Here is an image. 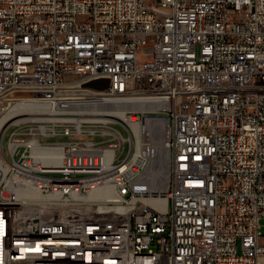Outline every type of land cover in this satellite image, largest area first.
<instances>
[{
  "label": "built area",
  "instance_id": "1",
  "mask_svg": "<svg viewBox=\"0 0 264 264\" xmlns=\"http://www.w3.org/2000/svg\"><path fill=\"white\" fill-rule=\"evenodd\" d=\"M0 179V264H264V0H0Z\"/></svg>",
  "mask_w": 264,
  "mask_h": 264
},
{
  "label": "bare ground",
  "instance_id": "2",
  "mask_svg": "<svg viewBox=\"0 0 264 264\" xmlns=\"http://www.w3.org/2000/svg\"><path fill=\"white\" fill-rule=\"evenodd\" d=\"M103 80V79H101ZM86 81V89L90 91H99V88H93L87 86L89 82ZM103 84V83H102ZM101 90H109V83L106 80V84L100 88ZM93 103H103V96H93ZM105 107H111V109H119V101L117 95L105 96ZM30 109H39V102L29 101ZM81 112H91V103H83L81 105ZM124 111L121 110L118 115L123 118ZM127 122L131 124L137 139L143 137L150 141V145L145 147L147 154L150 157V163L148 168V177L145 178V186L148 188L163 189L166 186L167 181V168H168V151L165 145L167 139V125L165 122V114H158V119L146 118L143 123L133 122L132 118ZM159 139L162 140V144L158 145ZM164 171V172H163ZM133 175V168H126L123 170V178H130ZM144 182H141V185ZM6 186V179H0V196H3V187ZM68 195L71 194V182H67L64 179H57L54 182V189H51V196ZM111 194L110 191H92L87 195L88 198H105ZM71 205H79V197H71ZM256 217V224H259V219Z\"/></svg>",
  "mask_w": 264,
  "mask_h": 264
},
{
  "label": "rangeland",
  "instance_id": "3",
  "mask_svg": "<svg viewBox=\"0 0 264 264\" xmlns=\"http://www.w3.org/2000/svg\"><path fill=\"white\" fill-rule=\"evenodd\" d=\"M117 127H118L119 129H121V130L125 133L124 129H123L121 126L117 125ZM5 137H6V136H5ZM5 139H6V138H5ZM145 140H146L145 143H147V145L151 144L150 141L147 140V138H146ZM162 140H163V139H159L158 142H157V144H158V145H161V144H162ZM163 172H164V171H163ZM159 189H160V188H159ZM259 232L261 233V235L264 236V217H261V218L259 219Z\"/></svg>",
  "mask_w": 264,
  "mask_h": 264
},
{
  "label": "water",
  "instance_id": "4",
  "mask_svg": "<svg viewBox=\"0 0 264 264\" xmlns=\"http://www.w3.org/2000/svg\"><path fill=\"white\" fill-rule=\"evenodd\" d=\"M103 83V84H102ZM106 84V80H96L89 82L87 86L93 87V88H101Z\"/></svg>",
  "mask_w": 264,
  "mask_h": 264
}]
</instances>
